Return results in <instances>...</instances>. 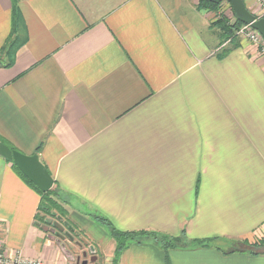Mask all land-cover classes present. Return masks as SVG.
<instances>
[{"label": "crops", "instance_id": "1", "mask_svg": "<svg viewBox=\"0 0 264 264\" xmlns=\"http://www.w3.org/2000/svg\"><path fill=\"white\" fill-rule=\"evenodd\" d=\"M211 22L198 0H0V51L23 39L0 65V140L38 154L97 264L116 250L97 214L182 240L132 242L118 264H264V56ZM40 201L0 155L7 251L75 264Z\"/></svg>", "mask_w": 264, "mask_h": 264}, {"label": "trees", "instance_id": "2", "mask_svg": "<svg viewBox=\"0 0 264 264\" xmlns=\"http://www.w3.org/2000/svg\"><path fill=\"white\" fill-rule=\"evenodd\" d=\"M222 3V2H221ZM221 3H214L211 0H199L198 8L200 10H208V11H214L215 19L212 21L211 26L212 27H218L221 37L223 38V41L233 40L236 39V31L244 24L241 21H239L232 10L231 4V16H226L222 12H220V6ZM14 24H17V20L20 18V15L18 16L17 7L14 6ZM21 22V19H20ZM16 31H13V34ZM23 42V39L21 36L14 37L12 39H9L4 46L2 47L0 51V65H10L12 63V55L13 52L16 51L19 44ZM5 56L10 58L9 63L4 62ZM14 149V147L10 146ZM14 169L20 174V176L34 189H36L40 195H41V201L39 205V211L37 215V222H41L38 224L49 226L52 219H50V216H55L60 221V223H63L62 225L65 226L68 229V233H66V238H68L73 243L77 242V245L79 244V238L77 237L76 229L71 225V222L67 218V211L65 208H63L57 201V193H54L53 188L50 189L48 192H42L40 191L37 186H35L14 164ZM95 220H97L102 225L106 226L110 232V235L115 239L116 241V250L115 255L112 261V264H118L119 257L121 252L132 242H141L145 239L148 241L154 242L156 244H159L165 248L167 251L171 247L180 246L182 245V240L179 237H170L166 236L162 233L158 232H152V231H121L117 229L111 221L100 214L94 215ZM204 241H201V243ZM261 244H264V239L261 241ZM257 254L256 251H253ZM167 264H170L169 258L167 257Z\"/></svg>", "mask_w": 264, "mask_h": 264}, {"label": "water", "instance_id": "3", "mask_svg": "<svg viewBox=\"0 0 264 264\" xmlns=\"http://www.w3.org/2000/svg\"><path fill=\"white\" fill-rule=\"evenodd\" d=\"M214 3L227 1L231 4L235 17L244 24L251 25L264 37V17H258L246 6L244 0H211ZM0 155L11 161L37 188L42 192H48L54 186V179L47 167L40 160L38 154H26L18 149H13L0 140ZM56 225V224H55ZM255 251L264 252V244L252 248ZM86 255V253H84ZM98 257L91 258L92 263L97 264ZM77 264H89L88 259L77 261Z\"/></svg>", "mask_w": 264, "mask_h": 264}, {"label": "built area", "instance_id": "4", "mask_svg": "<svg viewBox=\"0 0 264 264\" xmlns=\"http://www.w3.org/2000/svg\"><path fill=\"white\" fill-rule=\"evenodd\" d=\"M259 7L260 11L259 13L255 14L258 17H264V0H256ZM245 32V33H244ZM248 33L249 39L251 40V43L255 47L257 51H260L259 53L264 56V37L254 29L251 25L249 24H243L237 31L236 34L239 35H246ZM52 229V230H51ZM51 232L53 236L57 237L61 243L66 244V248L71 249L70 244H74L72 241H70L68 238H66L63 233H58L55 228H51ZM66 234V233H65ZM76 244V243H75ZM80 244V243H79ZM81 246V244H80ZM87 246V245H86ZM87 248L90 249H95L93 246H89ZM86 247H82L81 250L78 252V254L72 255L71 258L72 260L75 261V264H77V261L80 260L81 262L85 259H88L89 264H93L90 260L91 258L97 256V252H91L88 254L86 253ZM86 253V255H84ZM0 264H45L44 260L41 258H36V257H27L25 256L22 252L16 251L13 254H10L5 245V241L2 237H0Z\"/></svg>", "mask_w": 264, "mask_h": 264}, {"label": "rangeland", "instance_id": "5", "mask_svg": "<svg viewBox=\"0 0 264 264\" xmlns=\"http://www.w3.org/2000/svg\"><path fill=\"white\" fill-rule=\"evenodd\" d=\"M198 4H199V0H198ZM201 11H206V10H201ZM207 13H210V16H211V21H213L214 19H215V12L214 11H206ZM213 12V13H212ZM220 12H222L224 15H226V16H231V7H230V3L229 2H227V1H223L222 3H221V6H220ZM212 23V22H211ZM212 29H214V30H216V31H219V28L218 27H212ZM219 33H220V31H219ZM245 33V32H244ZM236 36H237V38L236 39H233V40H228L229 42V45H231V46H235V45H238V44H240L241 42H249V45H252L253 46V44L251 43V40L249 39V35H248V33L245 35H239V34H236ZM221 41H223V38H221ZM255 48V47H254ZM260 51H258L257 53H259ZM261 53V52H260ZM53 191H54V193H57V195H58V197H57V201H58V203L63 207V208H65V209H67V206H66V202H67V200H68V197H67V195L65 194V193H63L62 191H60L57 187H54L53 188ZM49 217H50V219H53L54 221H56V222H58L60 225H62L63 223H60V221L57 219V217H55V216H50V215H48ZM69 219V218H68ZM69 221L71 222V225L76 229V235H77V237L79 238V239H81V243H85L86 241V238H85V236L83 235V233L84 234H86V236H88L89 238H90V240L91 241H94L90 236H92V235H94V236H97L98 235V233L97 232H95L94 230H90L89 228H87V230H84V229H82L79 225H77V223L74 221V220H70L69 219ZM65 227V226H64ZM109 231V230H108ZM110 233V232H109ZM82 235H83V239H82ZM85 239V240H84ZM145 240H147V239H145ZM72 245V246H71ZM84 246H86V244H84ZM90 246H93V245H91L90 244ZM70 247H71V252H73V254L75 255L77 252H79L80 250H81V246H79L78 247V245H77V243L75 244H70ZM87 247H88V245H87ZM94 247V246H93ZM86 253L88 252V254H90L91 252H97L98 253V250H97V248H95V249H90V248H86ZM96 253V254H97ZM113 261V260H112ZM100 264H103V262L102 263H100ZM111 264H112V262H111Z\"/></svg>", "mask_w": 264, "mask_h": 264}, {"label": "flooded vegetation", "instance_id": "6", "mask_svg": "<svg viewBox=\"0 0 264 264\" xmlns=\"http://www.w3.org/2000/svg\"><path fill=\"white\" fill-rule=\"evenodd\" d=\"M56 224V225H55ZM49 227H51V228H55V230L58 232V233H63L64 235H66L65 233H68V229L66 228V227H64L63 225H60L58 222H56V221H54L53 219H52V221L50 222V225H49ZM82 241H81V239H79V243L81 244V247H86L87 248V246H84V243H81ZM85 243H87V241L85 242ZM93 264H96V263H93Z\"/></svg>", "mask_w": 264, "mask_h": 264}]
</instances>
